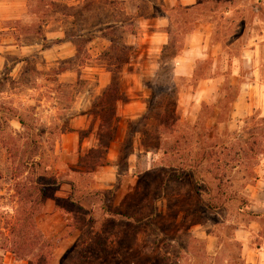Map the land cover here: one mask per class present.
<instances>
[{"label": "rangeland", "instance_id": "rangeland-1", "mask_svg": "<svg viewBox=\"0 0 264 264\" xmlns=\"http://www.w3.org/2000/svg\"><path fill=\"white\" fill-rule=\"evenodd\" d=\"M195 1L29 0L21 20L0 12V213L16 207L19 166L41 163L59 183L37 218L53 264L102 229L112 252L97 264H264V0ZM128 102H145L148 119L118 117ZM72 131L85 149L63 170ZM114 143L117 180L95 189Z\"/></svg>", "mask_w": 264, "mask_h": 264}, {"label": "trees", "instance_id": "trees-1", "mask_svg": "<svg viewBox=\"0 0 264 264\" xmlns=\"http://www.w3.org/2000/svg\"><path fill=\"white\" fill-rule=\"evenodd\" d=\"M111 30L113 29H109V31ZM147 107L149 108V105ZM144 118L148 119V116L145 114ZM170 122V120H164L159 126L170 130ZM257 136L258 134L247 133L240 136V140L244 142L249 140L250 148L254 149L258 145L255 138ZM206 158L203 154L201 163ZM41 169V163L32 162L31 164L22 163L16 170L12 188L17 196L16 207H13L12 214L8 211L0 213V264H6V254L12 255L15 260L26 264H53L54 262V246L39 229L37 218L52 189L58 187L59 183L46 181L40 175ZM24 174L27 176L25 177ZM216 179L221 183L222 179ZM2 180L3 176L0 172V182ZM208 206L213 207V204L208 202ZM105 224L104 221L103 227ZM68 227L72 230L75 229L73 222H69ZM112 236L114 234L107 235L106 230L102 229V232L94 234L89 243L78 245L67 253L61 264H97L107 260L112 252L110 246L113 241L110 238Z\"/></svg>", "mask_w": 264, "mask_h": 264}, {"label": "crops", "instance_id": "crops-1", "mask_svg": "<svg viewBox=\"0 0 264 264\" xmlns=\"http://www.w3.org/2000/svg\"><path fill=\"white\" fill-rule=\"evenodd\" d=\"M73 1L78 2L80 0H73ZM180 1L182 3L183 2L187 3V5H189V6H193L196 3L195 0H192V1L191 0H180ZM28 2H29V0H2V2H0V12H3L5 14L6 13L5 10H10V9H14L15 11H18V12L20 11V15L14 16V17L18 20H21L24 17V14L26 13V10L28 7ZM116 27L123 28V23H108V24H106L107 29H109V28L114 29ZM4 31H6V30H2V32H4ZM132 38H134L135 41L138 40V38L135 36H132ZM13 40L16 41L15 38ZM160 41H162V42L164 41L163 43L168 42L167 39L160 40ZM137 43H139V42H137ZM0 44L4 45V43H0ZM64 48L66 50H68V52H70L69 56L71 57L73 55V53L71 54V52H74V49H72L73 47L71 48L70 42L67 43L66 45H64ZM105 75H107V74H104V77L106 78ZM101 80H102V78H101ZM102 81H101L100 89L104 90L105 88L108 87L107 78L104 80L103 83H102ZM92 108H93V106H92ZM251 112H253V110H251ZM122 113L121 114L118 113L117 116L121 117V115H123V117H124L123 120L126 122L141 119L146 114V103L145 102H128L124 105V110L122 111ZM243 115L242 116L240 115V117H243ZM96 116H97V119H95ZM84 119H87V117L80 116L79 118H77L73 121L75 130L84 127L83 126L84 125V122H83ZM100 123H101V118L98 117V115H96L92 109V134H90V137H92V146L90 149H92V150H98V148L100 147L101 135L100 134L98 135V131H100ZM90 137H87L84 140L91 139ZM62 141L64 143L63 152H62V154L64 155L63 161L67 159V160H69L68 163L70 162L69 165L66 164V162L61 163L60 168H63V170H65L68 167L73 168L74 166L77 165L76 161L78 158V154L80 153L79 151H83L85 149V145L83 143L81 147L79 146L78 132H75V131L63 134L62 135ZM116 142H118V141H116ZM120 144L121 143H119V144L114 143L113 146H116V149H115V147L112 146L108 150L106 162L104 164L97 165L96 177H95L96 182L94 184L95 189H104V187L109 188V187H112L113 183L116 182V180H117L116 179V171L114 172L115 167H113L112 165H114V163H116L120 157L119 156L120 154L117 150L118 148H120ZM97 173H98V175H97Z\"/></svg>", "mask_w": 264, "mask_h": 264}]
</instances>
